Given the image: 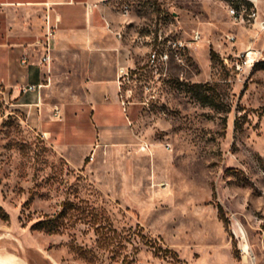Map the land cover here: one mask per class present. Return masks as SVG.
Returning a JSON list of instances; mask_svg holds the SVG:
<instances>
[{
    "label": "rangeland",
    "instance_id": "1",
    "mask_svg": "<svg viewBox=\"0 0 264 264\" xmlns=\"http://www.w3.org/2000/svg\"><path fill=\"white\" fill-rule=\"evenodd\" d=\"M105 4L136 170L75 167L27 124V82L1 84L0 264H264V0Z\"/></svg>",
    "mask_w": 264,
    "mask_h": 264
},
{
    "label": "crops",
    "instance_id": "2",
    "mask_svg": "<svg viewBox=\"0 0 264 264\" xmlns=\"http://www.w3.org/2000/svg\"><path fill=\"white\" fill-rule=\"evenodd\" d=\"M106 1L0 0V85H40L27 92V124L75 167L115 159L129 177L140 158L128 152L139 138L121 101L132 61ZM49 26L56 37L43 64Z\"/></svg>",
    "mask_w": 264,
    "mask_h": 264
},
{
    "label": "built area",
    "instance_id": "3",
    "mask_svg": "<svg viewBox=\"0 0 264 264\" xmlns=\"http://www.w3.org/2000/svg\"><path fill=\"white\" fill-rule=\"evenodd\" d=\"M245 11H246V9L239 10L237 8H231L229 10L230 15L232 16V18H234L235 21L243 20L244 19V15H245ZM128 14H129V10L126 7L125 10L123 11V16H128ZM249 17H250V19H253L255 17V15L253 14L252 16H249ZM55 37H56L55 28L49 26L48 29H47L46 36H45V40L43 42V46L45 48V55H44V57L42 59V63L43 64H47L51 60V41L53 39H55ZM119 38H121L120 35H119ZM249 51L250 50H248L246 52V54L248 55L249 58H251V56H249ZM253 52H254V54L252 55L251 59H253L254 56L257 54L254 50H253ZM22 63L23 64L27 63L26 58H23V62ZM259 63H261V62L258 60V64ZM122 73H123V79L125 78V79L128 80L129 79L128 72H123L122 71ZM40 87H41L40 85H29V86H25L23 88V91H25V92L39 91ZM142 149H144V148H142Z\"/></svg>",
    "mask_w": 264,
    "mask_h": 264
},
{
    "label": "bare ground",
    "instance_id": "4",
    "mask_svg": "<svg viewBox=\"0 0 264 264\" xmlns=\"http://www.w3.org/2000/svg\"><path fill=\"white\" fill-rule=\"evenodd\" d=\"M254 54L253 50L249 51V56L252 57V55ZM1 251V250H0ZM3 252V251H2ZM3 264H17L16 263V257L15 256H9L7 257V259L4 261Z\"/></svg>",
    "mask_w": 264,
    "mask_h": 264
}]
</instances>
